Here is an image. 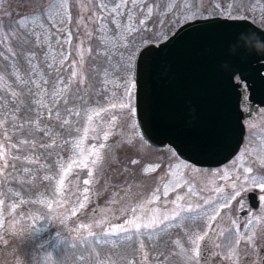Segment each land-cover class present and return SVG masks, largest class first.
<instances>
[{
  "label": "rangeland",
  "instance_id": "1",
  "mask_svg": "<svg viewBox=\"0 0 264 264\" xmlns=\"http://www.w3.org/2000/svg\"><path fill=\"white\" fill-rule=\"evenodd\" d=\"M61 0H0V22L5 30L15 21L28 19L34 21L30 26L40 32L44 39V30H47L48 42L36 45L35 40L23 48L15 47L21 67V74L27 64L24 55L35 54L36 63L44 78L50 72L41 60L47 56V63L53 64L54 71L60 67L61 52L68 55V61L74 62L78 70L77 79H83L79 84L86 106L109 107L114 91L117 96L120 89L115 86L117 77L109 79L112 83H104V77H96L93 70L101 63L97 53H103L105 42L111 39V23H106L102 17V10L97 7L100 0H67L68 17L63 26L53 24L59 17L55 15ZM149 3L159 4L160 8L147 21L149 33L156 32L157 39L145 40L147 43H158L171 35L174 30L186 21L195 18L220 16L227 18H246L264 29V0H148ZM174 3L171 11L165 7ZM187 3L191 11L184 8ZM231 9V17L225 13ZM43 23L44 29L37 26ZM71 34V42L65 43ZM59 41L60 43H57ZM51 45V48L49 47ZM137 49V53L140 50ZM90 50V51H89ZM81 55L83 60L81 61ZM61 57V59H60ZM61 72L65 79L70 75L67 63ZM54 75V73H52ZM52 74L50 76H52ZM62 76V74L60 73ZM56 76H52L54 79ZM11 83V81H9ZM76 85H73L75 89ZM244 87V86H242ZM247 94V92H245ZM132 107L134 108V89ZM253 118L245 120V134L237 154L226 164L217 168H201L193 166L180 159L169 146L153 147L141 136L136 122L135 111L110 109V113L117 115L116 127L107 129L111 132L107 141L103 140V133L94 123L96 131L85 121L76 123L79 132L72 136L61 134L56 143L60 147L54 148L58 155L47 161L49 167L39 170L35 177L18 175L13 179L12 168L0 172V264H187L182 257L177 255L179 248L172 243L181 239V227H174L173 221L163 232L159 230L144 232L139 237L133 232L119 235L105 236L117 225L124 224L125 220L132 219V208H137L136 215L143 216L149 210H155L156 215L163 213L172 214L181 211L171 201L177 193L171 192V185L177 180H188L198 192L203 189L223 187L225 192H230V182L219 179L220 173L230 175L240 174V164L252 168V175L264 176V106L258 107ZM105 115V120L109 119ZM50 127L56 125L55 121H47ZM98 123V122H97ZM133 125L135 133L133 135ZM89 128L87 135L84 129ZM55 130V128H54ZM15 131V130H12ZM99 136V139L95 138ZM22 136H13L11 141L0 137V151L11 155L20 153L9 147L6 143H14ZM65 141H68L65 143ZM105 144L104 149L99 145ZM95 150L99 152V159L93 165L95 156L89 155ZM36 149L33 155H38ZM82 154V155H81ZM85 160L88 169L77 168L75 165L64 178L63 188L59 187L61 175L60 164L65 168L73 160ZM135 160L137 163L133 164ZM58 161V162H57ZM235 162V163H234ZM43 159L39 164H44ZM37 165H27L35 167ZM159 165V167H157ZM188 165V167H184ZM17 163V167H19ZM0 167L3 161L0 160ZM154 169V170H153ZM88 171L93 175L89 177ZM175 173L173 175L172 173ZM44 175H50L52 180H44ZM89 179L85 185L83 181ZM169 185V196L162 195L164 186ZM88 188L85 193L84 189ZM257 190L259 206L252 209L248 205L247 193ZM159 190V191H157ZM182 190H178L180 194ZM154 194L160 200L154 199ZM204 196H213L211 191H203ZM85 195L88 197L84 199ZM264 191L251 184L246 185L240 196L230 200L229 207L222 209L218 222H213V228L219 230L232 229V221L240 224V231H247L252 240L245 239L238 246L232 258L221 244L223 237L216 232H211L208 247L203 248L200 264H262L264 250ZM153 201L149 203V201ZM188 203H202L199 197L187 198L179 204L186 207ZM83 204L84 207L80 205ZM246 214L240 216L242 210ZM127 210V211H126ZM181 215H187L181 211ZM259 217L258 220L254 219ZM248 220L252 224L245 229ZM187 223V222H185ZM201 228L203 226L201 225ZM197 228V231H201ZM203 230H208L204 228ZM92 235H89V233ZM254 234V235H253ZM128 236H134L132 247L134 253H128ZM107 241V243H106ZM167 242V243H166ZM143 243V248L140 245ZM147 254L148 259L144 256ZM162 254V255H161ZM167 257V259H165Z\"/></svg>",
  "mask_w": 264,
  "mask_h": 264
},
{
  "label": "snow or ice",
  "instance_id": "2",
  "mask_svg": "<svg viewBox=\"0 0 264 264\" xmlns=\"http://www.w3.org/2000/svg\"><path fill=\"white\" fill-rule=\"evenodd\" d=\"M97 7L102 10V17L105 22L111 23L112 27L107 30L111 32V39L105 42L104 52L97 53L101 57V63L93 72L96 77L103 75L105 84L113 82L109 79L110 77H117L118 82L115 83V86L121 90L119 96L114 91L111 93L112 99L116 102L110 101L107 108L86 106L84 97L81 95L82 90L79 88V84L83 83V79H77L78 70L74 67V62L68 61V55L64 52L60 53L62 59L59 61V65L63 68L67 63L70 70L67 79L61 76L59 72H57L54 79H45L35 62L36 56L34 53L24 55L27 67L21 74L19 59L14 50L13 42H15V47L23 48L35 40L36 45L39 46L48 42L47 30H44V39L42 40V34L30 26L34 21L28 19L15 21L8 26L7 30L0 22V137H3L6 142L11 141L14 135L23 137L18 138L14 143H6L5 145L17 150L20 153L19 155H11L9 159V153L0 151V160L3 161L0 172H4L9 167L12 168L13 173L10 175L13 179L18 178V175L25 174L35 177L39 170L49 167L47 161L58 155L54 151V148L60 147L56 143L57 138L61 134L72 136L74 132H79L80 129L75 126L77 122L86 120L93 132L96 131V127H99L103 133V140L107 141L109 135H111L109 130L116 127L117 121V115L111 114L110 109L127 110L129 113L134 112L132 99L133 89L137 87L135 64L137 49L144 44L145 40L159 38L156 32L149 33L147 21L152 18L154 10L160 8L161 5L154 4V2L149 3L148 0H100ZM165 7L171 11L175 4L170 2ZM184 8L191 11L187 3L184 4ZM225 14L231 17V9L229 8ZM55 15L59 19L53 21L54 26L55 24L63 26L66 22L65 18L68 17L67 0H61ZM35 23L39 28L44 29L43 23ZM70 42L71 34L65 40V43ZM57 43L60 42L57 41ZM49 47L51 48V45ZM47 60L48 57L45 56L41 63L45 64L48 69H53L55 61L47 63ZM82 60L83 56L81 55ZM73 85H76L75 89ZM105 115L110 118L105 120ZM47 121H55L56 125L50 127ZM94 123H96V127H93ZM105 128L109 130H105ZM88 130L89 128L84 129L85 135H87ZM132 134L136 135L134 125ZM95 138L99 139V136ZM67 142L65 141V143ZM99 148L104 149L105 144L101 143ZM36 149L41 151L38 155H33L32 153ZM89 155L96 157V159L91 160V163L95 165L97 159H99V152L95 150V146H93V151ZM41 159L45 161L44 164H39ZM17 163H19V167H17ZM132 163L135 164L137 161L133 160ZM37 164H39V169L27 166ZM74 165L83 169L89 167L88 162L83 159L73 160L72 163L67 165V168L60 164L63 173L59 181L60 188H63L64 178ZM184 167H188V165H184ZM239 167L240 174H218L219 179L230 182V192H225V189L220 186L213 189L205 188L198 192L190 181L177 179L171 185V192L177 193L171 203L187 215H181V211L156 215L155 210H149V212L140 216L136 215L137 208H132L130 210L133 214L132 219L125 220L124 224L117 225L111 231L105 232L104 235L133 232L134 236L139 237L148 231L159 230L163 232L169 224L175 221L176 223L172 226L186 229L183 232V243L181 239L172 241L179 248V252L176 254L182 257L187 264H200L202 243L203 248L208 247V241L211 240L210 233L216 232L213 228V222L219 223L217 218L220 216L222 209L229 207L228 202L240 196L241 190L248 184L264 191V176L252 175V168L244 167L243 164H240ZM172 174L175 175L174 172ZM87 175L91 177L93 175L92 171H88ZM43 179L50 181L53 177L44 175ZM83 183L88 185L90 180L85 179ZM182 189L184 191L180 194L178 190ZM203 191L213 192L215 198L204 196ZM84 192L87 193L88 188H85ZM169 194V185H165L162 195L167 197ZM191 197H199L202 203H197L195 206L188 203L186 207L179 204L180 201H186L187 198ZM160 198L159 195L154 194L155 200L158 201ZM84 199L87 200L88 197L85 195ZM152 202L149 201V203ZM0 203H3V201H0ZM80 206L84 207L83 204ZM254 219L258 220L259 217ZM252 222V220H248L245 229ZM231 223L232 229L227 230V232L225 230L216 232L217 235L223 237L222 243L217 244L216 247H223L227 250V258H232L236 246L241 244L242 241L245 239L251 241L253 238L247 235V231L243 233L240 231V224L236 220ZM201 225L203 228H201ZM197 228H201V231H197ZM204 228L208 230H203ZM89 235H92V233L90 232ZM134 236L127 237L130 242L128 245L129 254L136 251L132 247ZM140 247L143 248V243ZM144 259H148L147 254H145ZM205 264H207V261H205Z\"/></svg>",
  "mask_w": 264,
  "mask_h": 264
},
{
  "label": "water",
  "instance_id": "3",
  "mask_svg": "<svg viewBox=\"0 0 264 264\" xmlns=\"http://www.w3.org/2000/svg\"><path fill=\"white\" fill-rule=\"evenodd\" d=\"M261 41L264 29L252 21L212 16L186 21L163 41L142 46L135 60L134 111L143 139L171 147L196 167L229 162L241 147L249 115L240 107L242 93L251 110L264 106ZM246 196L256 209L257 190Z\"/></svg>",
  "mask_w": 264,
  "mask_h": 264
},
{
  "label": "flooded vegetation",
  "instance_id": "4",
  "mask_svg": "<svg viewBox=\"0 0 264 264\" xmlns=\"http://www.w3.org/2000/svg\"><path fill=\"white\" fill-rule=\"evenodd\" d=\"M251 105H252V102L248 99L247 94L242 93L241 100H240V107L244 113L249 114L247 117H244V119H243L244 124H245V120L253 118L259 109V108H257L256 111H253L250 109ZM254 106H256V105L254 104L253 107ZM245 130H246V126H245ZM263 256H264V254H263Z\"/></svg>",
  "mask_w": 264,
  "mask_h": 264
},
{
  "label": "trees",
  "instance_id": "5",
  "mask_svg": "<svg viewBox=\"0 0 264 264\" xmlns=\"http://www.w3.org/2000/svg\"><path fill=\"white\" fill-rule=\"evenodd\" d=\"M60 59H61V57H60ZM59 68L60 67L56 68L54 71L50 70V72L47 73V76H46L45 79H49L50 80V78H52V76H56L57 75V72H59V74L61 73L62 76H65V73L61 72V69H59ZM52 73H54V75ZM51 74H52V76H50Z\"/></svg>",
  "mask_w": 264,
  "mask_h": 264
},
{
  "label": "clouds",
  "instance_id": "6",
  "mask_svg": "<svg viewBox=\"0 0 264 264\" xmlns=\"http://www.w3.org/2000/svg\"><path fill=\"white\" fill-rule=\"evenodd\" d=\"M253 35H255V33H253ZM261 43H264V41H261Z\"/></svg>",
  "mask_w": 264,
  "mask_h": 264
}]
</instances>
